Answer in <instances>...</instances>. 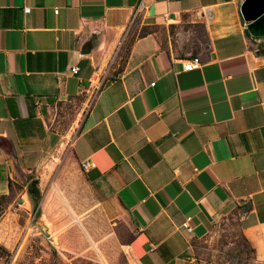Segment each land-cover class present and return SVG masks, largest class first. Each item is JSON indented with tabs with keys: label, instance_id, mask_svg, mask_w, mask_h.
I'll use <instances>...</instances> for the list:
<instances>
[{
	"label": "crops",
	"instance_id": "0c3cea01",
	"mask_svg": "<svg viewBox=\"0 0 264 264\" xmlns=\"http://www.w3.org/2000/svg\"><path fill=\"white\" fill-rule=\"evenodd\" d=\"M242 1L0 0V194L17 184L33 209L36 181L43 204L40 167L65 145L76 189L128 230L132 264H231L244 250L264 264V37ZM90 95L67 138L57 109Z\"/></svg>",
	"mask_w": 264,
	"mask_h": 264
},
{
	"label": "rangeland",
	"instance_id": "374dc122",
	"mask_svg": "<svg viewBox=\"0 0 264 264\" xmlns=\"http://www.w3.org/2000/svg\"><path fill=\"white\" fill-rule=\"evenodd\" d=\"M191 30L194 39L206 43L199 26L193 25ZM90 101L91 95L83 103L76 100L57 109L56 127L67 128V138L78 130ZM40 168L41 198L46 195L43 204L40 200L33 209L30 202L23 205L17 198L21 189L17 184L8 194H0V264H132L125 246L128 230L123 224L105 221L89 196L76 189L80 174L67 147L61 146ZM230 255L231 264L249 263L245 250Z\"/></svg>",
	"mask_w": 264,
	"mask_h": 264
},
{
	"label": "water",
	"instance_id": "95a60500",
	"mask_svg": "<svg viewBox=\"0 0 264 264\" xmlns=\"http://www.w3.org/2000/svg\"><path fill=\"white\" fill-rule=\"evenodd\" d=\"M239 11L249 35L264 37V0H243Z\"/></svg>",
	"mask_w": 264,
	"mask_h": 264
},
{
	"label": "built area",
	"instance_id": "2783aa9c",
	"mask_svg": "<svg viewBox=\"0 0 264 264\" xmlns=\"http://www.w3.org/2000/svg\"><path fill=\"white\" fill-rule=\"evenodd\" d=\"M24 11L27 12L28 8H25ZM54 12L56 13L57 10L55 9ZM199 66H200L199 58L197 56H193V57H190V58L185 60V63L183 64V70H185V71L192 70V69H195V68H199ZM70 70H71V72L73 74H76L78 72V67L77 66H73ZM151 84H153V83H151ZM94 166H95V164L93 162H90V161H85V162H82L80 164V167L83 170L92 168ZM183 227L186 228L187 231L191 230V228L188 226L186 221L183 223Z\"/></svg>",
	"mask_w": 264,
	"mask_h": 264
},
{
	"label": "trees",
	"instance_id": "16d2710c",
	"mask_svg": "<svg viewBox=\"0 0 264 264\" xmlns=\"http://www.w3.org/2000/svg\"><path fill=\"white\" fill-rule=\"evenodd\" d=\"M35 184H36V181L33 185V183L31 185H29L28 187V194L33 202V206L34 208L37 207L38 205V201H39V197H40V194H39V191L38 189L35 187Z\"/></svg>",
	"mask_w": 264,
	"mask_h": 264
}]
</instances>
